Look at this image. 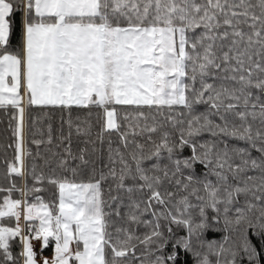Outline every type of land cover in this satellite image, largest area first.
<instances>
[{
	"label": "snow or ice",
	"instance_id": "obj_1",
	"mask_svg": "<svg viewBox=\"0 0 264 264\" xmlns=\"http://www.w3.org/2000/svg\"><path fill=\"white\" fill-rule=\"evenodd\" d=\"M0 124V264H264V0H0Z\"/></svg>",
	"mask_w": 264,
	"mask_h": 264
},
{
	"label": "trees",
	"instance_id": "obj_2",
	"mask_svg": "<svg viewBox=\"0 0 264 264\" xmlns=\"http://www.w3.org/2000/svg\"><path fill=\"white\" fill-rule=\"evenodd\" d=\"M17 19H18V17H17ZM3 128H4V125L3 124H0V142H3V140H4V137H6L7 135H9L8 133H5L4 131H3ZM11 149H9L8 150V155H9V157H11ZM2 159H3V153H0V161H2ZM3 168V164L2 163H0V169H2ZM52 253V248H49V249H47L46 251H45V254H48V255H50Z\"/></svg>",
	"mask_w": 264,
	"mask_h": 264
},
{
	"label": "rangeland",
	"instance_id": "obj_3",
	"mask_svg": "<svg viewBox=\"0 0 264 264\" xmlns=\"http://www.w3.org/2000/svg\"><path fill=\"white\" fill-rule=\"evenodd\" d=\"M45 254V253H44ZM52 254V253H51ZM51 254L50 255H48V254H45V255H48V256H51Z\"/></svg>",
	"mask_w": 264,
	"mask_h": 264
}]
</instances>
